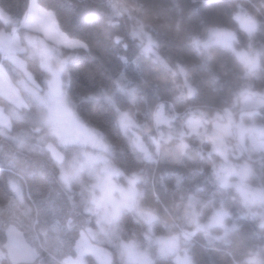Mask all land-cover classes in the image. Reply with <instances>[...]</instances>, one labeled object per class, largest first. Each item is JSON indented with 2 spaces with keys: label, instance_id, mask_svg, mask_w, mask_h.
<instances>
[{
  "label": "snow or ice",
  "instance_id": "obj_1",
  "mask_svg": "<svg viewBox=\"0 0 264 264\" xmlns=\"http://www.w3.org/2000/svg\"><path fill=\"white\" fill-rule=\"evenodd\" d=\"M219 3L227 5L225 19H202V30L189 36L197 67L208 72L216 86L212 91L224 89L210 69L214 51L226 53L239 69L228 96L218 103L208 102L186 62L170 63L161 53L160 40L141 19L143 4L137 15L129 5H108L110 26L118 27L125 17L136 21L127 38L117 34L113 43L134 50L131 63L137 70L146 58L171 76L182 77L181 84L173 82L177 95L158 89L148 94L121 69L110 77V86L83 97L107 108L131 164L117 159L108 132L81 114L70 92L79 51H90L87 41L64 29L55 10L38 0H30L21 21L23 41L16 27L0 30V137L10 140L17 153H39L46 162L42 167L52 170L47 193L33 199L15 156L0 169V182L11 193L0 206V264H196L190 242L197 234L212 237V229L219 227L227 238L243 227L228 223L233 216L225 199L229 191L243 210L242 218L259 219L264 229V87L254 84L264 82V19L252 14L243 0ZM0 18L9 19L3 10ZM119 58L127 66L128 56ZM191 141L199 142L195 151L201 160L210 162L208 178L221 199L219 204L206 201L200 195L205 186L185 189L186 198L175 204L179 215L169 222L160 209L145 203L150 183L154 187L158 181L169 191L165 177L147 173L161 163L184 165L192 158ZM254 158L261 163L259 183H254ZM172 175L175 188H183L185 174ZM54 193L66 199L67 210L53 201ZM155 199L168 213L159 196ZM17 204L24 205L28 215L35 209L31 224L6 215ZM41 210L52 216L44 221L47 231H36ZM129 214L141 226L131 234L123 227ZM20 228L33 231L34 242H25ZM256 261L257 255L249 253L247 264Z\"/></svg>",
  "mask_w": 264,
  "mask_h": 264
},
{
  "label": "trees",
  "instance_id": "obj_2",
  "mask_svg": "<svg viewBox=\"0 0 264 264\" xmlns=\"http://www.w3.org/2000/svg\"><path fill=\"white\" fill-rule=\"evenodd\" d=\"M243 2L252 14L264 19V0H243ZM38 3L46 4L50 9H54L62 27L68 32L82 37L89 44L90 51H79V62L72 69L70 92L81 114L94 125L108 132L109 138L117 146V159L121 163L131 164L132 160L127 154L119 132L113 127L112 118L107 108L103 105H94L84 100L83 97L98 91L101 87L110 86V77L118 75L121 69H125L130 76L140 82L148 94H153L158 89L175 96L177 91L173 87V82L181 84L182 77L171 76L146 58L142 60L141 69L137 70L131 63V60L135 58L134 50H125L120 45L113 43V37L117 34L127 38L128 31L136 21L125 17L118 27L110 26L106 19V13L109 11L108 5H129L133 9V15H137L136 9L140 4H143L144 10L141 13V19L160 40L161 53L169 59L170 63L186 62L189 74H197L209 103H218L228 96L239 72L226 53L214 51L210 69L224 85L223 91L214 92L211 89L216 86L212 85L209 73L197 67L199 59L189 48V36L202 30V19L205 22L225 19L222 13L227 5L219 3V0H38ZM29 4L30 0H0V8L9 18L8 21L0 18V30L11 32L12 28L16 27L23 41L26 29L20 25ZM178 8L183 9L182 14ZM177 24H179V30H177ZM121 55L128 56L127 66L120 60ZM254 84L257 88L264 87V82L260 80H255ZM190 143L194 149L191 153L192 158L186 159L184 165L161 163L159 167L150 169L147 173L149 177H159L160 175L165 177L169 191H165L158 181L154 187L150 183L147 186L145 203L160 209L162 218L169 222L179 215L180 210L175 208V204L180 202L182 197L186 198L185 189L195 191L197 185L205 186V190L200 195L206 201L213 200L219 204L221 199L217 186L208 178L210 162L207 159L201 160L195 151L200 146L199 142L191 141ZM121 149L123 154L120 152ZM14 156L17 167L24 172L32 187V198L37 199L45 195L52 179V170L42 167L46 163L45 158L39 153H17L10 140L0 137V169L7 167ZM253 166L258 173V176L254 178V183H259L261 179L259 158H254ZM201 168L204 169L202 173L199 171ZM41 171H44L45 174L41 175ZM174 171L182 172L186 176L184 186L179 190L175 188V178L172 175ZM33 172L36 174L30 175ZM56 191L58 192L59 189L57 188ZM232 194L231 191L225 193L226 202L233 211V216L228 220V223L231 224L235 221L243 227L231 233L227 238L223 237V229L219 227L212 229V237H206L202 233L197 234L190 242L191 255L196 264H247L249 253L257 255L256 264H264V229L260 227L259 219L242 218L243 210L237 201L231 199ZM156 196H159L160 201L167 205L168 213L163 212L161 203L155 199ZM10 198L11 193L8 188L0 182V206ZM52 199L56 203L62 204L67 210V202L62 195L57 197L54 193ZM205 211L207 212V209ZM6 215L9 218H18L27 225L32 223L35 209L31 215H28L24 205L17 204ZM39 218L41 224L36 228V231H47L48 226L44 221L51 220V214L41 210ZM123 227L131 234L133 230L139 231L141 226L135 223L133 216L129 214L124 220ZM19 230L27 242H34L33 231L26 228ZM51 235L49 232L50 237ZM46 255L45 253V259H47Z\"/></svg>",
  "mask_w": 264,
  "mask_h": 264
},
{
  "label": "rangeland",
  "instance_id": "obj_3",
  "mask_svg": "<svg viewBox=\"0 0 264 264\" xmlns=\"http://www.w3.org/2000/svg\"><path fill=\"white\" fill-rule=\"evenodd\" d=\"M0 10H2L1 8H0ZM4 12V11H3ZM5 13V12H4ZM5 15L7 16V14L5 13ZM8 17V16H7ZM5 20V19H4ZM8 21V20H7ZM3 31H5V30H3ZM7 32V31H6ZM33 35H41V33H33ZM20 231V230H19ZM21 232V231H20ZM22 233V232H21ZM23 234V233H22ZM24 241L25 242H27V240L25 239V237H24Z\"/></svg>",
  "mask_w": 264,
  "mask_h": 264
}]
</instances>
